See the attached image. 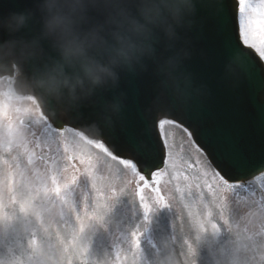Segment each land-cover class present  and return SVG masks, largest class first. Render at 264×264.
I'll return each mask as SVG.
<instances>
[{
  "label": "clouds",
  "instance_id": "obj_1",
  "mask_svg": "<svg viewBox=\"0 0 264 264\" xmlns=\"http://www.w3.org/2000/svg\"><path fill=\"white\" fill-rule=\"evenodd\" d=\"M207 2L37 0L35 9L0 16V30L8 34L0 39V103L27 111L26 119L41 129L51 128L56 120H80L82 109L91 106L96 118L83 127L102 138L123 120L127 95L117 91L122 74L147 71L151 61L158 81L151 106L187 109L209 94L185 63L193 56L190 33L202 27L199 13ZM248 72L245 54L233 51L222 78L234 82ZM19 134L24 138L28 127ZM230 233L231 254L222 264H264V242L252 247L254 254L242 256L246 246L238 234ZM200 238H194L196 249ZM196 256L197 250L186 264H197ZM0 264L9 262L0 259ZM99 264H111V258ZM154 264L175 261L169 254Z\"/></svg>",
  "mask_w": 264,
  "mask_h": 264
},
{
  "label": "snow or ice",
  "instance_id": "obj_2",
  "mask_svg": "<svg viewBox=\"0 0 264 264\" xmlns=\"http://www.w3.org/2000/svg\"><path fill=\"white\" fill-rule=\"evenodd\" d=\"M235 3L238 43H226L225 52L228 55L233 51L244 53L249 65V74L255 75V73L259 72L264 75V0H235ZM222 7H224L225 12L219 18V23L226 34L229 23L226 11L227 6L225 4ZM257 57L260 61L259 64L256 62ZM10 112L12 115H10ZM161 112L164 118L158 120V127L160 130L159 135L162 137L164 126L174 124L175 121L167 118L171 110L161 109ZM0 115L7 122L4 125L7 130L6 135L0 139V148L8 154L15 152L8 159H0V163L6 166L8 170L3 181L6 185L4 190L8 193L9 203L13 206L18 205L21 213L35 216L45 233H48L49 228L45 226L44 212L51 211L50 208H45V204H51L53 197H55L62 206L67 205L71 208L72 205L69 199L71 195L70 188L77 184L82 175H87L91 179L92 187L96 189L98 197L103 195L102 189L97 184L98 180L104 179L96 174L99 158L85 152L79 142L75 140L71 142L67 141L63 135V132L66 131L65 129L59 132L60 139L63 141V153L61 154L59 148H55L53 151L54 141H44L42 146L39 140L35 139V133L28 132L24 138H21L19 134L21 128L34 126L31 119H26L28 115L27 111L22 110L19 106L3 102L0 103ZM44 133L50 134L51 129L45 128ZM188 134L192 135L190 132ZM29 135L34 139L30 140L28 138ZM30 144L32 145L31 147ZM87 144L95 145V147L103 150L112 160L119 159L100 141L89 139L87 140ZM38 149L39 151H37ZM128 151L130 157L128 159H121L119 162L126 167L130 166L135 171L137 166H147L150 164L155 149L147 141L132 139L128 144ZM229 159L234 168L244 173L239 182L229 183V180L225 179L214 168L211 180L203 181L204 186L207 187L213 196V203L218 207L221 218H224L227 208V204L225 203L226 197L222 193L239 189L245 191L251 189L252 194L255 195L257 182H260L258 185L259 189L264 191V158L253 164L252 160H249L241 151L233 147L230 151ZM173 167L175 168L176 165L174 164ZM250 167L252 170L248 171ZM221 170L223 171L224 169ZM248 174L251 175V179L248 178ZM181 176H183L185 181L190 180L189 176L183 175L181 172H177L176 179L179 181ZM155 177L156 183L159 184L161 173H155ZM139 178L141 181L144 180V176H140ZM191 187L192 185L189 184L188 188L191 189ZM196 187H200V185L197 184ZM156 191L159 193L158 188ZM140 199L144 201V196L141 195ZM157 200L164 207L167 206L162 196L158 195ZM201 200H203V197H201ZM99 207L101 205L98 204L97 208ZM143 207L146 214L145 219H147L148 214L151 212V207L146 202L143 204ZM205 207L207 208V216L211 218L213 215L211 208L207 205ZM190 214L194 217L199 215L196 212H191ZM85 217H88L87 209H85ZM92 217L100 219L95 213L92 214ZM9 218V214L5 210L2 200H0V220H7ZM76 218L80 221V232H82L84 229V219L79 214H77ZM199 223L203 229L205 221L200 219ZM225 223H227L226 220ZM249 223L255 227L253 221L250 220ZM260 223L261 231H264V218L261 219ZM211 228L214 232L219 230L218 225L215 223L211 224ZM57 235L59 236V233ZM132 235L134 237V245L139 249L140 234L134 232ZM248 239H252V237H248ZM76 240L77 234L74 232L72 237L73 244H75ZM60 241L61 243L64 242L63 237H60ZM30 246L32 250L29 260L41 261L45 258H51L43 244L35 238L30 241ZM49 247L54 248L55 246L49 243Z\"/></svg>",
  "mask_w": 264,
  "mask_h": 264
},
{
  "label": "rangeland",
  "instance_id": "obj_3",
  "mask_svg": "<svg viewBox=\"0 0 264 264\" xmlns=\"http://www.w3.org/2000/svg\"><path fill=\"white\" fill-rule=\"evenodd\" d=\"M10 115H12V113H10ZM38 129L42 130L40 127H38ZM64 137L69 142L75 140L70 139L66 135H64ZM59 144L61 145V143ZM79 144L85 152L99 158L97 162V171L103 172V175L100 173L97 176L109 179L116 172L118 174L124 173L119 167L117 171L104 167L101 156L95 154L82 143L79 142ZM189 147L196 153L191 146ZM0 159L7 158L0 156ZM174 164V159L170 152L168 167L173 169ZM3 166L2 164V173ZM200 170L204 171V167L200 168ZM124 176L128 178L126 174H124ZM124 206L125 203L124 200H122L120 208ZM6 211L10 218L7 220H0L1 242L6 244L4 247L3 245L0 246V259L9 262V264H14L15 259L19 260V264H99L100 261L106 258L104 255H87L82 249L81 239H78L77 244H73L70 242V235L64 231L60 232L59 236L50 232L45 233L35 216L21 213L18 205L13 206L9 204L8 210ZM174 211H176L177 217L172 216L167 218L163 213H160L158 218L153 221L157 247L147 252L151 264H154L158 259H162L169 254L174 259L175 264H186V261L193 256L196 250L197 264H222V262L227 261L231 254L232 234H228V241L225 242L222 240L220 237V234H222V227L217 220L216 213L213 212L212 217L209 218L206 212L204 216L200 218L205 221L204 228L202 229L199 223L200 219L194 218L192 221L187 219L178 206L175 207ZM60 218L65 222L64 217ZM104 219L107 223L122 224L125 223V212L123 211L117 215H109ZM212 223L218 225V231L214 232L212 230ZM216 234H218V236H216ZM197 236L201 237L198 249H196L194 239ZM60 237H63V243H61ZM33 238L43 244L46 252L49 253L51 258H45L41 261L29 260V253L32 250L30 241ZM49 243L55 247L50 248Z\"/></svg>",
  "mask_w": 264,
  "mask_h": 264
},
{
  "label": "water",
  "instance_id": "obj_4",
  "mask_svg": "<svg viewBox=\"0 0 264 264\" xmlns=\"http://www.w3.org/2000/svg\"><path fill=\"white\" fill-rule=\"evenodd\" d=\"M232 14H233V13H232ZM232 43L234 44V43H237V42H235V41L233 40V38H232ZM258 75H259V72H258ZM259 76H260V75H259ZM257 94H261V95L263 96V92L258 93V91H257ZM257 111H264V102H262V103L260 104V106L258 107Z\"/></svg>",
  "mask_w": 264,
  "mask_h": 264
}]
</instances>
